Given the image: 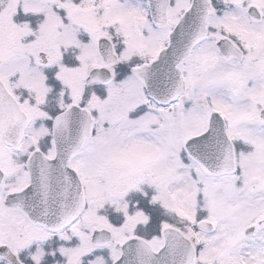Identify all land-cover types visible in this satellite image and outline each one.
Returning <instances> with one entry per match:
<instances>
[{
	"label": "snow or ice",
	"instance_id": "6c2138e0",
	"mask_svg": "<svg viewBox=\"0 0 264 264\" xmlns=\"http://www.w3.org/2000/svg\"><path fill=\"white\" fill-rule=\"evenodd\" d=\"M0 264H264V0H0Z\"/></svg>",
	"mask_w": 264,
	"mask_h": 264
}]
</instances>
